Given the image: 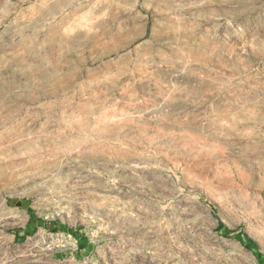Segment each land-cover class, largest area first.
I'll return each mask as SVG.
<instances>
[{"label": "rangeland", "instance_id": "obj_1", "mask_svg": "<svg viewBox=\"0 0 264 264\" xmlns=\"http://www.w3.org/2000/svg\"><path fill=\"white\" fill-rule=\"evenodd\" d=\"M0 264H264V0H0Z\"/></svg>", "mask_w": 264, "mask_h": 264}]
</instances>
